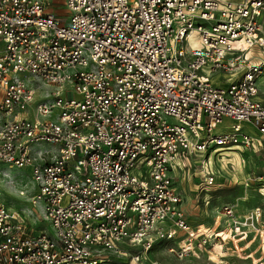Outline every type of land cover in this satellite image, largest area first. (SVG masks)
Masks as SVG:
<instances>
[{"label":"built area","instance_id":"obj_1","mask_svg":"<svg viewBox=\"0 0 264 264\" xmlns=\"http://www.w3.org/2000/svg\"><path fill=\"white\" fill-rule=\"evenodd\" d=\"M262 75L264 0H0V163L28 173L54 231L0 201V264H160L146 252L176 238L179 258L221 247L191 227L174 178L196 165L207 191V150L264 164ZM217 218L262 264L261 208Z\"/></svg>","mask_w":264,"mask_h":264},{"label":"rangeland","instance_id":"obj_2","mask_svg":"<svg viewBox=\"0 0 264 264\" xmlns=\"http://www.w3.org/2000/svg\"><path fill=\"white\" fill-rule=\"evenodd\" d=\"M186 48L199 45L197 35L192 34L190 39L184 43ZM215 78V75L212 77ZM264 83V75L260 78ZM169 120H172L171 118ZM232 121L224 118L220 124L214 129V133L228 131ZM243 130L256 134L250 126L242 123ZM40 148H48L49 145L44 144ZM242 151V152H241ZM221 150L215 152H203V155L209 153L210 169L214 173V185L210 186L207 191L197 189V182L200 179L199 168L196 165L186 171L176 173L174 183L177 191L181 196V207L183 208L187 221L192 228H209L212 230H225L226 225L220 220V226L216 219L219 214L221 205L228 204L237 215H242L249 209L259 206L264 216V167L260 162L258 155L249 150ZM194 160V159H193ZM5 170L6 176L0 174V201H3L10 210L19 211L20 208L25 209V216L29 229H42L45 233L53 235L54 231L49 223L39 220V215L31 209L32 205L28 199L35 188L29 182V175L23 169L16 167L7 168L0 163V171ZM23 191V195L19 191ZM216 220V221H215ZM218 226V227H217ZM31 227V228H30ZM220 233V232H219ZM209 234V233H207ZM218 240L213 236L208 238L211 244L222 242L220 247L218 244L210 253H203L199 257L185 256L179 258L169 251L170 247L176 246L179 238L172 241H162L158 245L147 251L145 256L150 259H156L160 264H259L256 259L257 253H252L256 247V243L250 244L249 248L241 247L236 237L224 238L220 233ZM132 252H136L132 247ZM211 249V247H210ZM245 249V251H242ZM252 251V252H251ZM125 256H115L111 261L116 264H128L125 262ZM264 264V259H262Z\"/></svg>","mask_w":264,"mask_h":264},{"label":"bare ground","instance_id":"obj_3","mask_svg":"<svg viewBox=\"0 0 264 264\" xmlns=\"http://www.w3.org/2000/svg\"><path fill=\"white\" fill-rule=\"evenodd\" d=\"M199 231H203L205 233H209V235L216 236V237H220V233H222L224 235V238H232L231 235L228 233V231L222 230V229L219 230L220 233L217 230H212V229H209V228H202V229H199Z\"/></svg>","mask_w":264,"mask_h":264},{"label":"trees","instance_id":"obj_4","mask_svg":"<svg viewBox=\"0 0 264 264\" xmlns=\"http://www.w3.org/2000/svg\"><path fill=\"white\" fill-rule=\"evenodd\" d=\"M262 163V161H260ZM262 166H264V164H262Z\"/></svg>","mask_w":264,"mask_h":264}]
</instances>
